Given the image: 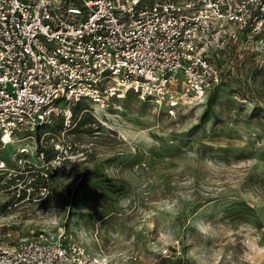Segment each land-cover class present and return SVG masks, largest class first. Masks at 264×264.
<instances>
[{"label": "rangeland", "instance_id": "374dc122", "mask_svg": "<svg viewBox=\"0 0 264 264\" xmlns=\"http://www.w3.org/2000/svg\"><path fill=\"white\" fill-rule=\"evenodd\" d=\"M212 58L221 82L183 116L128 94L0 148V231L138 256L113 264H264V49Z\"/></svg>", "mask_w": 264, "mask_h": 264}, {"label": "built area", "instance_id": "2783aa9c", "mask_svg": "<svg viewBox=\"0 0 264 264\" xmlns=\"http://www.w3.org/2000/svg\"><path fill=\"white\" fill-rule=\"evenodd\" d=\"M236 42L264 49V0H0V148L55 116L68 121L75 105L128 94L183 116L220 84L212 56ZM115 258L138 256L91 253L63 230L13 242L0 231V264Z\"/></svg>", "mask_w": 264, "mask_h": 264}, {"label": "trees", "instance_id": "16d2710c", "mask_svg": "<svg viewBox=\"0 0 264 264\" xmlns=\"http://www.w3.org/2000/svg\"><path fill=\"white\" fill-rule=\"evenodd\" d=\"M75 107V106H74ZM73 110V109H72ZM72 116H73V111H72Z\"/></svg>", "mask_w": 264, "mask_h": 264}, {"label": "bare ground", "instance_id": "6f19581e", "mask_svg": "<svg viewBox=\"0 0 264 264\" xmlns=\"http://www.w3.org/2000/svg\"><path fill=\"white\" fill-rule=\"evenodd\" d=\"M0 167H2V165L0 164Z\"/></svg>", "mask_w": 264, "mask_h": 264}]
</instances>
